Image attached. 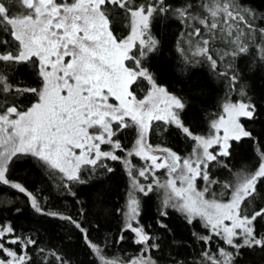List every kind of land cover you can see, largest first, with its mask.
<instances>
[{
  "label": "snow or ice",
  "instance_id": "obj_1",
  "mask_svg": "<svg viewBox=\"0 0 264 264\" xmlns=\"http://www.w3.org/2000/svg\"><path fill=\"white\" fill-rule=\"evenodd\" d=\"M165 21L180 26L182 72L207 64L230 93L241 80L239 60L252 70L264 68V10L252 0H0V188L22 194L35 214L64 222L67 239L78 232L96 257L93 264H239L244 250H264V141L256 142L242 123L256 119L258 106L241 83L240 99L226 95L209 132L195 134L184 120L191 98L169 92L151 70L161 48L154 29ZM154 122H161L160 132L180 130L194 142L191 152L181 156L149 143ZM129 130L135 140L127 148L122 134ZM244 139L256 145L254 166L218 180L220 170L232 172L235 146ZM132 157L145 163L137 166ZM29 159L57 182L61 195L74 198L75 214L50 208L39 191L13 179L16 164ZM112 162L131 180L124 207L116 209L121 233H132L139 246L126 259L107 256V245L91 238L99 223L92 224L78 199L80 186L102 188L111 179ZM160 170L166 179L156 175ZM153 192H162L155 228L140 222L137 195ZM170 210L200 248L191 261L176 258L188 244L166 223ZM4 211L10 209L0 207ZM15 211L22 213L18 206ZM106 212L99 199L95 215ZM39 233L0 219V264H69ZM169 237L176 252L171 258L162 247ZM125 239L121 234L116 242Z\"/></svg>",
  "mask_w": 264,
  "mask_h": 264
},
{
  "label": "trees",
  "instance_id": "obj_2",
  "mask_svg": "<svg viewBox=\"0 0 264 264\" xmlns=\"http://www.w3.org/2000/svg\"><path fill=\"white\" fill-rule=\"evenodd\" d=\"M252 4L259 10H264V0H252ZM130 29L124 28L123 33L127 34ZM180 26L175 23L161 22L154 29V33L161 41L160 51L150 60L151 70L157 74V82L166 87L169 92L177 95L190 97L191 107L184 114L185 122L191 126L195 134H207L210 119L220 111V105L226 95H231L233 100L240 99L238 89L241 83L247 84L248 94L256 101L258 116L254 121L242 118L244 123L253 131L256 142L264 141V68L258 70L249 69L246 60L238 61V68L241 73V80L236 84V91L229 93L227 81L218 77L207 64L190 66L181 71V59L176 51L177 40L179 39ZM144 92H138L137 97L141 98ZM161 122H154L156 129L149 133L148 141L153 145L171 147L173 151L183 155L189 152L194 142L186 138L180 130L169 127L167 132H160ZM135 134L129 130L122 134V143L129 148L134 141ZM255 143L253 140L244 139L235 146L232 160V172L220 170L216 178L222 182L233 179V172L241 168H251L256 162L254 154ZM116 169L111 179L103 187L84 185L79 187L78 199L86 204L89 209L88 219L93 225L99 223V228L91 231V238L94 241H101L107 245L105 252L107 256H118L121 259L137 254L138 245L133 243V234L130 232L121 233L123 217L116 211L124 207L126 194L129 187V177L126 170L119 162H112ZM13 179L22 182L29 190L39 191L47 198L48 206L54 210L67 211L75 214L77 205L71 196L61 195L57 188V182L53 180L45 169L36 166L30 159L23 160L16 164L12 172ZM215 191H220L215 186ZM141 197L140 222L152 224L155 228L156 207L160 202L161 192L150 193L148 197ZM99 199H103L107 212L97 217L95 205ZM22 209L17 213L15 207ZM0 207L10 209L0 213V219L12 220L18 226L25 228L35 227L40 229L39 235L43 238L45 245L51 248H59L66 254L69 264H93L96 257L85 247L80 234L75 230L71 233V239H67L68 226L59 220L49 219L35 214L28 206L26 198L10 188H0ZM173 230L174 237L187 242V247L179 248V256L187 257L189 261L200 251L198 245L191 241V229L184 222L183 218L175 211L170 210L169 219L166 221ZM199 231V226L196 228ZM157 231H162L157 229ZM126 236L124 241L117 243L119 236ZM170 239L166 238L162 244L164 255L169 258L176 256L173 251L175 246H169ZM159 255V253H155ZM239 264H264V250L255 248L244 250V255Z\"/></svg>",
  "mask_w": 264,
  "mask_h": 264
},
{
  "label": "rangeland",
  "instance_id": "obj_3",
  "mask_svg": "<svg viewBox=\"0 0 264 264\" xmlns=\"http://www.w3.org/2000/svg\"><path fill=\"white\" fill-rule=\"evenodd\" d=\"M129 31H130V30H129ZM142 97H143V96H142ZM142 97H141V98H142ZM134 140H135V138H134ZM148 142H149V141H148ZM133 143H134V141L132 142V144H133ZM132 144L129 146V148L132 146ZM154 146H155V145H154ZM191 150H192V149H191ZM191 150H190L189 152H187V153L181 155V156H184V155L190 153ZM210 150H211V149H210ZM131 159H132L133 164H135V165H137V166H143V164L145 163V162L142 161L139 157H132ZM156 175H157L158 177H160L161 180L166 179L165 174H164V170H160V171H158V172L156 173ZM150 179H151V177H150ZM140 180H141L142 183H148V181H144L143 178H140ZM130 183H131V180H130V178H129V185H130ZM199 187H202V184L198 181V188H199ZM128 189H129V187H128ZM127 193H128V191H127ZM137 195L139 196V193H138ZM161 195H162V192H161ZM126 199H127V194H126Z\"/></svg>",
  "mask_w": 264,
  "mask_h": 264
}]
</instances>
